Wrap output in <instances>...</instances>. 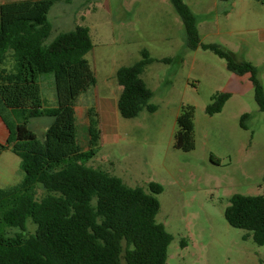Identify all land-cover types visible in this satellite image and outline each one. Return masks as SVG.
I'll return each instance as SVG.
<instances>
[{
  "label": "rangeland",
  "instance_id": "rangeland-1",
  "mask_svg": "<svg viewBox=\"0 0 264 264\" xmlns=\"http://www.w3.org/2000/svg\"><path fill=\"white\" fill-rule=\"evenodd\" d=\"M184 1L196 16L201 43L196 48L189 46L171 0H58L51 7L48 41L83 24L93 42L85 57L97 81L76 99L77 141L83 151L91 148L92 115L100 138L85 163L147 192L150 182L162 185L156 219L173 236L169 264H264V245L225 217L232 195L264 193V111L247 75L235 74L223 57L202 46L213 43L238 62L250 61L264 86V0ZM143 50L153 58L141 75L157 108L127 118L117 105L122 86L116 73L143 59ZM14 63L9 53L2 66L12 70ZM38 82L43 105H57L54 72L39 74ZM225 91L231 96L222 109L207 113L213 96ZM187 106L194 108L191 150L174 144L177 116ZM244 113H249L246 127L241 126ZM51 121L47 115L33 117L29 126L43 139ZM23 177L20 162L0 179V188ZM27 224V232H34L36 224Z\"/></svg>",
  "mask_w": 264,
  "mask_h": 264
},
{
  "label": "trees",
  "instance_id": "trees-1",
  "mask_svg": "<svg viewBox=\"0 0 264 264\" xmlns=\"http://www.w3.org/2000/svg\"><path fill=\"white\" fill-rule=\"evenodd\" d=\"M57 1L0 4V115L10 129L0 149L16 153L24 171L20 182L0 188V264H169L173 236L156 219L160 209L156 194L162 185L150 182L147 192L85 163L95 153L100 130L91 115V148L83 151L77 141L75 105L78 95L97 81L85 57L93 42L83 24L48 41L53 28L48 14ZM171 1L184 22L189 46L196 48L201 43L195 14L184 0ZM202 46L223 57L235 74L248 75L264 111V86L257 67L250 61H236L216 44ZM9 53L15 60L12 70L2 66ZM143 55L116 73L122 86L117 105L127 118L138 116L144 108H157L150 102L153 91L141 75L153 58L146 50ZM47 71L55 76V106L43 105L38 77ZM230 96L227 91L216 93L207 113L220 111ZM193 112L187 106L177 116L174 144L183 150L194 147ZM42 115L52 121L39 139L29 120ZM12 117L22 121L14 123ZM248 117L249 113L241 116L242 127ZM38 183L44 188L42 195ZM225 217L264 245V193L232 195ZM28 220L36 224L34 232H27Z\"/></svg>",
  "mask_w": 264,
  "mask_h": 264
},
{
  "label": "crops",
  "instance_id": "crops-1",
  "mask_svg": "<svg viewBox=\"0 0 264 264\" xmlns=\"http://www.w3.org/2000/svg\"><path fill=\"white\" fill-rule=\"evenodd\" d=\"M8 1H14V0H0V4ZM75 110H76V118H77V110H78L77 104L75 105ZM9 134H10V129L7 123L5 122V120L0 115V142H5L9 137ZM20 162H21V158L11 149L9 148L0 149V179L4 180L5 175L14 173L17 168V165L20 164Z\"/></svg>",
  "mask_w": 264,
  "mask_h": 264
}]
</instances>
